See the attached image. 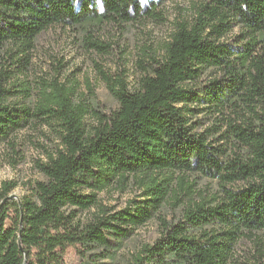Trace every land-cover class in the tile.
<instances>
[{
  "label": "trees",
  "instance_id": "trees-1",
  "mask_svg": "<svg viewBox=\"0 0 264 264\" xmlns=\"http://www.w3.org/2000/svg\"><path fill=\"white\" fill-rule=\"evenodd\" d=\"M139 6L0 0V43L29 46L55 23L129 21ZM236 25L234 44L224 41ZM24 51L13 60L21 71ZM211 69L220 78L198 87ZM101 74L118 104L105 114L79 99L73 84L49 83L31 106L10 101V74L0 69V141L34 129L53 142L30 196L13 201L16 183L0 185V264H65L70 246L83 258H106L161 209L175 172L216 180L223 197L194 203L133 264H228L241 238L264 230V0H205L192 22L176 27L162 56H151L134 87L122 75ZM128 180L139 193L124 207L100 201ZM92 209L89 219L79 217Z\"/></svg>",
  "mask_w": 264,
  "mask_h": 264
},
{
  "label": "rangeland",
  "instance_id": "rangeland-1",
  "mask_svg": "<svg viewBox=\"0 0 264 264\" xmlns=\"http://www.w3.org/2000/svg\"><path fill=\"white\" fill-rule=\"evenodd\" d=\"M138 1L140 8L129 21L103 18L101 22L55 23L44 29L29 46H23L18 40L0 43V69L10 74L5 84L10 90L8 99L31 106L39 98L41 88L56 82L73 84L77 97L101 113L116 109L117 101L108 91L101 73L122 75L129 86L134 87L151 64V56H162L176 27L192 22L205 3V0ZM240 32L236 25L223 39L234 44ZM20 49L25 50L21 58L28 60L22 71L13 62ZM218 75L215 69L206 71L197 86L208 83L211 78H220ZM93 121L91 116L86 118L88 125ZM52 146L50 133L34 129L20 130L0 141V185L4 181L16 183L9 194L13 201L30 196V184L44 179L38 163L45 159ZM170 190L155 216L135 229L131 237L112 247L109 256L100 258L90 254L83 258L76 247L70 246L64 253L65 264H133L136 255H144L142 248L159 239L166 226L180 224L184 211L194 203L206 200L212 202L207 205H214L223 197L216 180L194 172H175ZM138 193L136 185L128 180L123 188L114 185L101 193L100 201L117 210ZM95 210L80 211L79 217L87 220ZM6 225H10L8 220ZM202 229L212 230V227L205 225ZM262 241L264 230L254 232L252 238H241L228 264H264Z\"/></svg>",
  "mask_w": 264,
  "mask_h": 264
}]
</instances>
